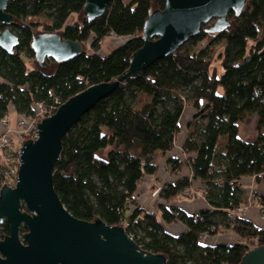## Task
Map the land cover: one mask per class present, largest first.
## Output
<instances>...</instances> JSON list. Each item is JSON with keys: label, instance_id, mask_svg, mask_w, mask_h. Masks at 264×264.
Here are the masks:
<instances>
[{"label": "trees", "instance_id": "1", "mask_svg": "<svg viewBox=\"0 0 264 264\" xmlns=\"http://www.w3.org/2000/svg\"><path fill=\"white\" fill-rule=\"evenodd\" d=\"M84 2L9 1L6 11L13 16L10 27L18 45L12 54L0 48V120L10 106L29 116L34 102L50 103L54 97L64 102L129 68L132 53L143 44V23L155 10L154 0H110L104 14L93 19L83 15ZM155 2L157 9L163 8L164 0ZM72 13L80 18L67 22ZM228 16L231 24L224 30L210 33L203 24L199 34L173 53L120 82L72 125L55 163V191L74 217L100 218L109 225L129 222L142 233L134 241L147 252L164 255L165 264H238L245 252L264 245L263 228L244 217H227L247 204L245 177L253 176L264 187V0H246L238 14L230 10ZM50 33L80 42L82 52L61 62L46 58L45 66L38 65L32 38ZM111 33L125 41L104 54L101 42ZM201 35L206 44L190 48L188 43ZM219 40L225 44L216 55L211 44ZM214 56L220 60L219 75L211 68ZM49 62L54 67L46 71ZM186 106L194 110L193 123L181 147L194 154L191 177L162 184L156 209L148 212L138 200L143 176L157 169L154 156L165 155L169 174L183 167L171 150ZM251 115L257 118L256 136L245 141L238 136V124ZM100 150H106L105 158ZM191 179L203 182L208 204L194 213L175 202ZM176 221L185 228L177 233L165 228ZM225 229L240 240L201 243L203 234ZM8 230L6 221L0 223V237ZM25 231L22 226L20 232Z\"/></svg>", "mask_w": 264, "mask_h": 264}, {"label": "water", "instance_id": "2", "mask_svg": "<svg viewBox=\"0 0 264 264\" xmlns=\"http://www.w3.org/2000/svg\"><path fill=\"white\" fill-rule=\"evenodd\" d=\"M9 1L0 0V24L5 25L0 29V48L12 54L18 36L10 27ZM155 1V10L143 23V44L132 53L129 68L114 80L90 85L62 102L37 123L36 136L22 142L16 182L0 188V223L6 221L9 227L0 237V264H165L164 255L143 250L122 223L109 225L100 218L74 217L53 184L62 139L85 112L127 77L136 76L199 34L203 24L213 21L204 27L210 33L227 28L230 10L238 14L246 2L164 0L163 8L157 9ZM109 2L85 0L82 13L87 19L100 17ZM31 48L40 66H45L46 58L61 62L83 50L80 42L63 39L59 33L35 35ZM22 226L26 228L23 233ZM238 264H264V245L245 252Z\"/></svg>", "mask_w": 264, "mask_h": 264}, {"label": "rangeland", "instance_id": "3", "mask_svg": "<svg viewBox=\"0 0 264 264\" xmlns=\"http://www.w3.org/2000/svg\"><path fill=\"white\" fill-rule=\"evenodd\" d=\"M157 1V0H156ZM157 4V2H156ZM158 8V7H157ZM77 16L76 13H72L67 22H69L73 17ZM212 20L206 24H204V27H208L212 24ZM36 32H40L39 30L36 31ZM117 39H121L120 41H123L122 40V37L120 36H116L114 34H110L108 35L102 42H101V52L103 53H108L109 51H111L113 48H115V41ZM187 42V41H186ZM185 42V43H186ZM207 42V39L204 38L203 35H201L200 37H198L194 42H189L188 43V46L192 49L194 48H199L201 46H203L204 44H206ZM224 41L223 40H219V41H215L211 44V46H213L216 50V55L222 51L223 49V46H224ZM27 66L30 67V64L27 63ZM54 67V62H49L48 66L46 68H44L46 71H51ZM214 67L216 68V71H217V75H219L222 71V68H221V65H220V60L214 56V58L212 59V62H211V68ZM222 92V88L221 87H218V93H221ZM188 107V106H187ZM11 119L13 120V117L11 116ZM199 120L202 122V119L199 118ZM178 136V135H177ZM177 139V137H176ZM176 139H175V142H174V147L173 149L171 150L173 153L174 156L178 157L182 162H183V167L181 168V170L176 173V174H169L168 171H167V166L163 163V158L165 157V155H162V154H157L154 156V161L155 163L157 164V169L156 171L153 173L155 175H157V178L153 179L152 182L151 181H148L147 178L145 179H142L141 180V183L142 182H145L146 186L149 184H152V187H150V195L154 196L155 192L158 190L156 189L157 188V184L161 183L164 184L166 182H173L175 180H177L178 178H181L183 176H188L190 177L191 176V172H190V167H189V161L190 159L192 158V153H185L183 150H182V147L180 146V148H177L176 149V146H175V143H176ZM98 155L102 158H105V155L102 154V151H99ZM161 172V173H158V172ZM147 175V174H145ZM144 175V176H145ZM143 176V178H144ZM175 176H177L178 178H176ZM150 180V179H149ZM252 181L254 182L252 184V186L254 188H250L249 190L248 189H245L244 188V191H245V196L247 197V204L246 206L248 207V212L250 210V208L252 207H256L257 210H258V214H260V216H264V210H260L259 208V202L257 201V197L258 195L261 194L262 192V189L258 187L256 188V184H258L259 182H257L255 179H252ZM247 183H243V186L246 187ZM251 185V184H250ZM261 187H262V184H261ZM145 191V189H144ZM144 191L140 190V196L142 194H144ZM158 194L159 192L157 193V195L155 197H152V200L148 203V205H144L142 206L144 208V210L148 211V207L147 206H151L152 207V210L153 212L155 211L156 209V205L158 204L159 202V197H158ZM148 195V196H150ZM146 196L145 198L143 199H140L138 200L139 203H143V202H146L148 200H150V197ZM196 197L198 198H202L203 197V184L202 182L199 180V179H191V185L186 188L184 190V193L181 191L179 193V196L177 198V200L175 201L176 204L180 201H191L193 199H196ZM204 198V197H203ZM202 201L206 202L205 199H202ZM181 204V203H180ZM142 205V204H141ZM178 205V204H177ZM179 206V205H178ZM259 217V216H258ZM263 220H264V217H263ZM252 222V221H250ZM173 223H179L181 226H183V223L182 222H179V221H176V222H173ZM173 223H165L164 226L166 229H172V224ZM253 224V222H252ZM174 229V228H173ZM176 229V228H175ZM184 229V227H183ZM182 229V230H183ZM177 231H179L178 229H176ZM181 231V230H180ZM224 232V231H223ZM177 233V232H176ZM139 234H142V233H139ZM235 234V233H234ZM237 235V234H236ZM238 236V235H237ZM229 238V237H228ZM240 240L239 236H238V241ZM229 242H232L230 239H229ZM227 242V243H229Z\"/></svg>", "mask_w": 264, "mask_h": 264}, {"label": "built area", "instance_id": "4", "mask_svg": "<svg viewBox=\"0 0 264 264\" xmlns=\"http://www.w3.org/2000/svg\"><path fill=\"white\" fill-rule=\"evenodd\" d=\"M112 34V33H111ZM58 97H54L53 101L50 103L46 102H34L32 104L33 113L29 116H26L21 113H17L16 121L13 127L9 126L8 116L2 118L0 120V124L2 126V130L0 131V188L5 183L8 186H14L17 179V172L19 166V151L22 146V142L29 138H34L37 134V123L47 115L53 113L56 108L62 103ZM191 177V176H190ZM202 182V181H201ZM203 184V182H202ZM263 185V184H262ZM204 188V184H203ZM161 188L155 192L154 196H149L150 200L141 203L142 206L148 205V203L152 200V197H155ZM185 190V189H184ZM184 190L182 192L184 193ZM264 187L263 191L256 198L260 203L258 206L260 210H264ZM148 212H152V207L147 206ZM259 210V209H258ZM248 213V207L239 206L234 211H229L227 213V217L231 220H234L236 216L244 217ZM259 215L260 224L255 225L258 228L264 229V216ZM123 226L129 231V233L135 238H139L140 231L134 230L132 224L123 220Z\"/></svg>", "mask_w": 264, "mask_h": 264}, {"label": "crops", "instance_id": "5", "mask_svg": "<svg viewBox=\"0 0 264 264\" xmlns=\"http://www.w3.org/2000/svg\"><path fill=\"white\" fill-rule=\"evenodd\" d=\"M77 18H80L79 15L73 17L71 21L77 19ZM122 40H123V37H122ZM116 43H115V47H116ZM105 54V53H104ZM194 113V110L192 109V107L190 106H186L184 108V111L182 113V115L180 116V119H179V127H180V132L178 133V136L177 139H176V143H175V146H176V149L177 148H180V146L182 145V143L184 142L187 134H188V131L190 129V127L188 128V124H192L193 123V118H192V115ZM16 115H17V112L14 110L13 107H9V113H8V120H9V126L10 127H13L14 124H15V121H16ZM11 116L13 117V120L11 119ZM256 115H251L250 117L246 118L242 123H239L238 124V136L245 140V141H253L255 136H256V131H255V124H256ZM2 130V126L0 124V131ZM102 151V154L105 155L106 153V150H100ZM194 156V154L192 153V157ZM158 173H161L160 171ZM176 178H178L177 176H175ZM147 178L148 181H151L155 178H157V175L155 174H147L144 176V178L142 179H145ZM150 179V180H149ZM252 179H254V177H245V180H246V187H244L245 189H250V188H254L252 186V184L254 183L252 181ZM251 184V185H250ZM261 184L262 183H258L256 184V188L258 187L262 189L263 191V185L261 187ZM157 188H160L162 186V182L157 184L156 185ZM150 187H152V184H148L146 186L145 182H142L140 184V189L142 191H144V194H142L141 196H139V200L140 199H143L145 198L146 196L150 195ZM151 196V195H150ZM149 197V196H148ZM202 199H205V198H197L196 199H193L191 201H180L178 202L177 204L179 205V207L183 210H185L186 212L188 213H194V212H198L199 209L201 208H204L206 207L208 204L207 202H204L202 201ZM206 201V200H205ZM181 203V204H180ZM258 210L256 207H252L250 208L249 212L246 214L245 218L249 221H252L254 225H259L260 224V220H259V217H258ZM172 229H167L168 231L172 232V233H176V232H179L180 230L183 229L184 225L181 226L179 223H173L172 224ZM174 228V229H173ZM178 229L179 231H177L176 229ZM185 228V227H184ZM224 231V232H223ZM222 232L220 233H217V234H213V235H209V234H203L202 237H201V243L202 244H207V245H216V244H225L227 242H229V239L232 241V242H237L238 241V236L236 234H234V232L230 231L229 229H225L223 230ZM229 237V238H228ZM232 242H229V243H232Z\"/></svg>", "mask_w": 264, "mask_h": 264}, {"label": "bare ground", "instance_id": "6", "mask_svg": "<svg viewBox=\"0 0 264 264\" xmlns=\"http://www.w3.org/2000/svg\"><path fill=\"white\" fill-rule=\"evenodd\" d=\"M121 39H117L115 42H119Z\"/></svg>", "mask_w": 264, "mask_h": 264}]
</instances>
